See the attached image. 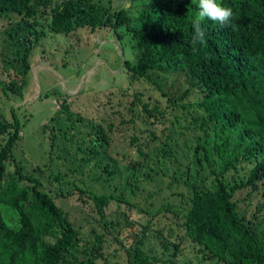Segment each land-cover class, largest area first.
<instances>
[{
	"label": "trees",
	"instance_id": "obj_1",
	"mask_svg": "<svg viewBox=\"0 0 264 264\" xmlns=\"http://www.w3.org/2000/svg\"><path fill=\"white\" fill-rule=\"evenodd\" d=\"M131 1L115 9L110 2L104 5L99 0H0V17L7 19V23L21 17L23 25L29 27L20 34L18 25L7 31L9 37L20 43L12 58L0 57L7 70L13 68L19 76L8 87L18 95L25 88L31 44L45 33L43 29L37 32L36 26L46 25L52 33L67 35L88 27L95 33L101 31L104 37L103 31L112 30L120 40L122 35L115 30L124 26L129 40L138 47L135 61H122L131 76L144 78L158 87L167 106L173 103L170 106L184 107L185 104L175 102L185 100L192 88L201 92L195 103L200 107L199 113L192 118V123L202 130L193 145L197 181L189 178L184 181L189 206L184 213L177 212L184 217L181 224L184 233L178 241L165 240L162 243L165 252L178 251L181 240L188 238L200 244L201 250L219 264H264V230L241 213L234 196L237 190L245 188L264 196V0H218L233 10V16L223 26L205 20L202 27L206 43L195 46L192 19L198 12V0ZM137 4L141 5L134 9ZM180 71H188L193 78L192 88L186 87L180 93L165 92L162 84L152 78L153 72ZM135 100L139 99L135 96ZM68 104L63 99L59 110H63L71 124L82 126L85 136L83 145L77 143L75 156L89 160L106 153L111 142L105 121L109 114L103 112L97 120L85 118ZM142 109L149 114L164 112L157 104L142 103ZM20 120L13 108L10 119L0 120V264H99L103 234L79 251L86 257L69 258L82 238L53 195L45 190L41 178L27 172L25 159L16 161L14 149L21 139ZM48 127L50 124L45 123L42 129ZM150 133L149 142H157L151 152L164 154L170 145L166 127L161 128L160 135L155 130ZM130 140V144L137 145L139 159L125 166L136 171L151 152L142 147L147 141L139 143L133 134ZM50 146L52 150V141ZM216 159L222 169H210L214 178L208 183L202 164L211 166ZM100 162L107 171L105 178L111 177V163ZM9 163L15 165L12 173L8 171ZM243 163L249 166L248 171L234 179L228 170L233 168L237 173V167ZM78 191L86 192L96 202L108 203L121 196L116 192L99 195L80 187ZM263 204L264 199L257 204L258 211ZM171 205L166 204L168 208ZM137 243L134 259L143 253L141 240ZM127 252L130 260L132 251ZM140 260L136 264H141L144 258Z\"/></svg>",
	"mask_w": 264,
	"mask_h": 264
},
{
	"label": "rangeland",
	"instance_id": "obj_2",
	"mask_svg": "<svg viewBox=\"0 0 264 264\" xmlns=\"http://www.w3.org/2000/svg\"><path fill=\"white\" fill-rule=\"evenodd\" d=\"M129 1L132 3L131 0H99L104 5L110 2L115 9L129 5ZM7 22L0 17V57L12 58L20 43L8 36V29L18 25L20 34L29 27L23 25L21 17ZM40 29L45 33L39 34L31 44L30 69L25 74L21 95L8 87L10 82L15 84L19 76L15 69L7 70L0 58V120L10 119V108L19 114L21 139L14 149L16 161L25 159L27 172L41 178L45 190L53 195L55 203L82 238V245L79 242L69 258L84 257L79 251L103 234V256L97 259L99 264H136L141 258H144L141 264H219L191 239L181 240L175 252L172 249L165 252L162 244L165 240L178 241L183 235L181 214L189 206L184 181L187 178L197 181L193 145L202 130L192 123V118L199 113L200 107L195 103L201 92L192 88L191 74L188 71L152 73L154 81L162 84L165 92L180 93L186 87L192 88L185 100L175 102L185 104L184 107L170 106L173 103L167 106L166 97L158 87L144 78H134L122 63L124 59L135 61L138 53L124 26L115 30L122 35L121 40L115 38L112 30L103 31L104 37L101 31L95 33L88 27H80L68 35L52 33L46 25H38L35 30ZM135 96L139 100L133 101ZM63 99L70 103L72 111L85 118L97 120L103 112L109 114L105 121L106 128H110L111 142L106 153L91 156L89 160L75 156L77 143L83 145L85 136L83 127L71 124L63 110H59ZM142 103L157 104L164 112L149 114L142 109ZM55 115L56 118L50 120ZM45 123L50 127L42 129ZM163 127H166L170 147L164 154L157 150L151 152L157 142H149L150 132L155 130L160 135ZM132 134L139 143L147 141L142 147L151 152L136 171L125 166L139 159L136 143L130 144ZM234 136L236 138L235 132ZM101 160L111 163V177L105 178L108 175ZM204 164L202 170L208 174V183H212L214 175L210 169L217 171L222 166L217 159L211 166ZM14 168L15 165L9 163L10 173ZM248 168L243 163L237 167V173L233 168L228 172L238 179ZM57 175L60 176L56 178ZM78 187L99 195L116 192L121 196L108 203L96 202L86 192H79ZM234 196L241 213L264 230V204L260 211L257 209L264 196L250 188L237 190ZM166 204L172 205L168 208ZM179 210L181 214L177 213ZM137 240H141L143 253L134 259ZM128 250L132 251L130 260Z\"/></svg>",
	"mask_w": 264,
	"mask_h": 264
},
{
	"label": "clouds",
	"instance_id": "obj_3",
	"mask_svg": "<svg viewBox=\"0 0 264 264\" xmlns=\"http://www.w3.org/2000/svg\"><path fill=\"white\" fill-rule=\"evenodd\" d=\"M233 16V10L230 7L223 6L218 0H198V12L192 19V44H205V31L202 27L205 20H210L220 25H225Z\"/></svg>",
	"mask_w": 264,
	"mask_h": 264
}]
</instances>
